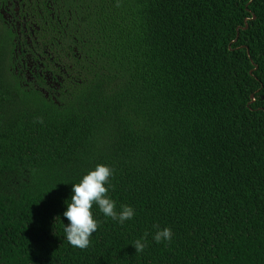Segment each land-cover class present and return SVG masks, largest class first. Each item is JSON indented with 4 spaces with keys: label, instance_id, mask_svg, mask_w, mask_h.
Listing matches in <instances>:
<instances>
[{
    "label": "trees",
    "instance_id": "16d2710c",
    "mask_svg": "<svg viewBox=\"0 0 264 264\" xmlns=\"http://www.w3.org/2000/svg\"><path fill=\"white\" fill-rule=\"evenodd\" d=\"M26 3L64 83L23 86L0 32V264H264V0ZM98 164L135 215L94 205L81 250L63 213Z\"/></svg>",
    "mask_w": 264,
    "mask_h": 264
},
{
    "label": "clouds",
    "instance_id": "9594fccd",
    "mask_svg": "<svg viewBox=\"0 0 264 264\" xmlns=\"http://www.w3.org/2000/svg\"><path fill=\"white\" fill-rule=\"evenodd\" d=\"M43 122L42 120L40 121ZM114 170L104 164H98L94 170L83 176L79 183L72 184V195L66 200V211L63 216L69 223L65 225L64 232L67 242L81 250L90 246L91 237L98 231L99 222L94 218L93 206L106 217H110L120 224L131 220L135 215V209L129 205H121L117 211L116 201L109 195V189L113 187L111 179ZM173 236L171 228L157 230L153 236L156 243L171 241ZM136 253L143 252L145 244L142 240H136L132 244Z\"/></svg>",
    "mask_w": 264,
    "mask_h": 264
},
{
    "label": "flooded vegetation",
    "instance_id": "af4514ba",
    "mask_svg": "<svg viewBox=\"0 0 264 264\" xmlns=\"http://www.w3.org/2000/svg\"><path fill=\"white\" fill-rule=\"evenodd\" d=\"M26 1L0 0V32L16 33L14 42L18 49L12 61V69L20 79V83L28 88L34 87L44 93L47 98L56 100L64 79L60 74H55V71H45L52 63L46 61L50 54L37 52L34 43H37L36 34L40 31V27L34 25L26 14L25 9L28 8ZM28 47L31 48L30 51ZM53 65L55 68L59 67L57 64Z\"/></svg>",
    "mask_w": 264,
    "mask_h": 264
},
{
    "label": "water",
    "instance_id": "95a60500",
    "mask_svg": "<svg viewBox=\"0 0 264 264\" xmlns=\"http://www.w3.org/2000/svg\"><path fill=\"white\" fill-rule=\"evenodd\" d=\"M255 18V17H254ZM248 28V25L245 27V29H247ZM240 30V29H239ZM252 98H253V102L252 103H254L255 102V97L254 96H252Z\"/></svg>",
    "mask_w": 264,
    "mask_h": 264
}]
</instances>
